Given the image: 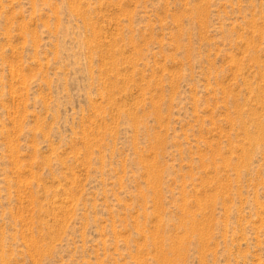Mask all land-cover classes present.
<instances>
[{"label": "rangeland", "instance_id": "rangeland-1", "mask_svg": "<svg viewBox=\"0 0 264 264\" xmlns=\"http://www.w3.org/2000/svg\"><path fill=\"white\" fill-rule=\"evenodd\" d=\"M0 264H264V0H0Z\"/></svg>", "mask_w": 264, "mask_h": 264}]
</instances>
